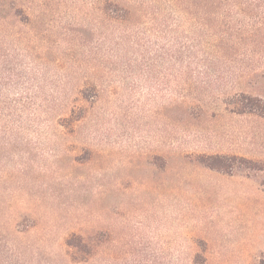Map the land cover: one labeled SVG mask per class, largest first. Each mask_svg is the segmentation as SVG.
Wrapping results in <instances>:
<instances>
[{
  "label": "rangeland",
  "instance_id": "obj_1",
  "mask_svg": "<svg viewBox=\"0 0 264 264\" xmlns=\"http://www.w3.org/2000/svg\"><path fill=\"white\" fill-rule=\"evenodd\" d=\"M249 102L264 0H0V264L264 263Z\"/></svg>",
  "mask_w": 264,
  "mask_h": 264
},
{
  "label": "trees",
  "instance_id": "obj_2",
  "mask_svg": "<svg viewBox=\"0 0 264 264\" xmlns=\"http://www.w3.org/2000/svg\"><path fill=\"white\" fill-rule=\"evenodd\" d=\"M109 3V7H108V12H109V15H112V16H114V15H116V14H118V11L120 10V4L119 3H117L116 1L115 2H112V1H110V2H108ZM119 15V14H118ZM112 16H110V18H114V17H112ZM116 18V17H115ZM259 99H254V98H252V97H250V101L251 102H253V101H258ZM255 106V107H254ZM241 108H242V110L244 111V110H256V111H259L261 114H263L264 115V107H261L260 105H258V104H251L250 102L249 103H247V104H244V103H242V106H241ZM211 166H213L212 164H210ZM260 264H264V263H260Z\"/></svg>",
  "mask_w": 264,
  "mask_h": 264
}]
</instances>
